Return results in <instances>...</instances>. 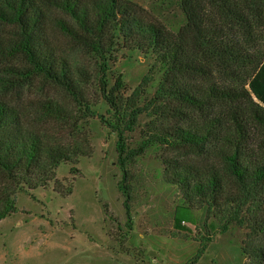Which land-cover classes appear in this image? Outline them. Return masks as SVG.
<instances>
[{"label":"trees","instance_id":"trees-1","mask_svg":"<svg viewBox=\"0 0 264 264\" xmlns=\"http://www.w3.org/2000/svg\"><path fill=\"white\" fill-rule=\"evenodd\" d=\"M180 8L186 22L173 32L132 0H0V86L43 78L78 106L51 100L31 112L0 92V221L17 213L19 191L50 187L62 163L92 153L77 137L81 120L96 117L117 136L118 188L130 226V165L160 145L169 151L164 180L180 188L186 204L176 227L186 230L182 223L193 217L185 214L200 209L219 221L221 233L245 229L246 264H264V0H181ZM125 52L153 57L163 71L144 107L138 102L150 78L125 103L123 77L109 85L110 65ZM95 80L111 119L92 109ZM145 112L144 139L130 149L126 134ZM53 123L72 128V139L48 135ZM208 241L202 238L188 264Z\"/></svg>","mask_w":264,"mask_h":264},{"label":"rangeland","instance_id":"rangeland-1","mask_svg":"<svg viewBox=\"0 0 264 264\" xmlns=\"http://www.w3.org/2000/svg\"><path fill=\"white\" fill-rule=\"evenodd\" d=\"M132 1L173 32L186 22L181 0ZM119 56L110 65L109 85L115 86L118 76L123 77L120 98L125 103L150 78L138 102L139 107H144L155 95L163 71L155 58H146L140 52ZM0 92L11 104L31 112H40L51 100L68 109H78L71 97L43 78L24 85L0 86ZM88 93L92 109L111 119L97 80ZM150 121L145 112L135 130L127 132L130 149L141 144ZM79 125L77 138L86 139L92 153L78 162L59 166L57 189L53 181L48 188L16 194L17 213L0 221V264H188L198 256L203 237H211V241L195 264L247 263L242 250L245 229L232 225L227 233H221L219 221L196 208L192 214H185L193 217L182 223L186 230L176 227L178 213L186 204L180 188L164 180L163 157L169 151L160 145L151 147L130 165V226L125 198L118 188L123 173L118 164L116 134L96 117L81 120ZM45 128L52 138L72 139V128L65 123ZM215 223L217 226L212 229Z\"/></svg>","mask_w":264,"mask_h":264}]
</instances>
